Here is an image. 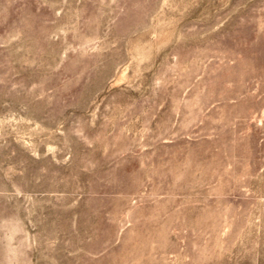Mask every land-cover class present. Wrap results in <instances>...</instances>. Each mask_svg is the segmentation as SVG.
<instances>
[{
  "label": "rangeland",
  "instance_id": "rangeland-1",
  "mask_svg": "<svg viewBox=\"0 0 264 264\" xmlns=\"http://www.w3.org/2000/svg\"><path fill=\"white\" fill-rule=\"evenodd\" d=\"M0 264H264V0H0Z\"/></svg>",
  "mask_w": 264,
  "mask_h": 264
}]
</instances>
